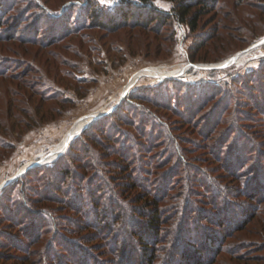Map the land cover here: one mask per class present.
<instances>
[{"label": "rangeland", "instance_id": "obj_1", "mask_svg": "<svg viewBox=\"0 0 264 264\" xmlns=\"http://www.w3.org/2000/svg\"><path fill=\"white\" fill-rule=\"evenodd\" d=\"M119 1L0 0V185L65 150L72 133L133 85L95 120L102 132L82 135L75 159L64 157L68 150L60 156L78 174L62 193L49 184L57 172L42 171L53 161L0 191V264H115L126 250L136 263L142 240L134 234L144 237L154 210L161 261L180 223L215 210L216 188L232 191L228 205L250 214L212 264H264V43L246 51L264 39V0L195 8L194 32L178 21L111 31L92 20L91 9ZM175 1L154 4L169 13ZM243 52L230 66L202 68ZM89 190L104 235L87 229Z\"/></svg>", "mask_w": 264, "mask_h": 264}, {"label": "trees", "instance_id": "obj_2", "mask_svg": "<svg viewBox=\"0 0 264 264\" xmlns=\"http://www.w3.org/2000/svg\"><path fill=\"white\" fill-rule=\"evenodd\" d=\"M217 4L218 0H176L173 10L168 13L156 7L154 0H120L118 3H116L113 9H110L107 12L100 10V8L91 9L90 16H92L93 21H96V23L99 25L104 26L105 29H109L111 31L129 27V25L148 27L156 26V24L162 23V25L169 26L175 21H178L180 25L189 27L191 31L194 32L198 28L200 19L198 13L204 9L213 11ZM195 8H199L200 11L195 10L194 13L191 14V11H193ZM1 37H3V35H1ZM89 129L84 130L81 136L76 138L71 143L67 153L64 154L66 159H75V154L77 153L76 150L83 149L84 146H79L78 144L81 142L80 138L82 135H85L88 137V139H90V136L94 135L90 131H93L94 133L103 131L100 129V126L97 125L96 121L89 126ZM4 147L8 148V146ZM61 157L53 161L51 165L47 164L42 168V171L50 170L51 172H57V176L54 178V180L49 181L51 189L56 194L62 193L63 183H65L67 179H73L75 178V175L78 176L77 173H72L68 166L62 164ZM57 168H59V170H57ZM32 175L33 172H29L26 176L29 177ZM134 179L135 178H131L133 182H128V184L133 183V187H138V184H136V179L135 182ZM20 183L21 182H19V184ZM23 183L24 182L22 181V187H20V189L17 191L21 192L23 190L22 192L24 193L25 190ZM103 189L104 187L102 188L100 186L98 191H102ZM223 190H225L223 194L224 196L221 194V192L223 193ZM220 191L221 192H219L217 188L213 190V196L215 197L213 202L215 210H213V212L207 211L204 214H200L199 218L197 219L191 218L188 223H180L177 226L178 231L176 233L172 231L171 236L173 237L167 247V254L161 259V261H159V256H157L159 251L157 247L162 241V238L159 237L157 228V222H160L161 215L158 214V211L156 210L146 212L147 214L145 215L146 218L144 219V222L147 224V227L143 226L146 230L144 237L139 234H134L138 236L137 239L142 240V246L140 250L142 251V255L139 257L141 260H138L135 263L134 256L127 254L126 250L125 253L121 252L123 255H121L120 260H117V263L115 264H212L215 262L219 251L226 247L224 244L226 239L229 238V233L240 228L247 221L246 217L250 214L246 210L242 211L232 209V207L228 205L227 201L225 200L228 199L227 196H232V191L230 192L226 188H223ZM63 194L65 193L63 192ZM220 196L221 199H218ZM4 197V194L0 193V203L6 200ZM88 197L90 200L86 201L84 204L86 207L88 206L87 210L89 211L85 216L89 220V222H87V229H94L95 233H103L104 235L106 232H104L102 229L106 230L108 227L105 225L104 228V224H106V218L101 219L103 214L101 210L102 207L99 206L100 203L98 202V197L96 196V193L93 192V190L88 191ZM81 199L83 201V198ZM107 204L111 205L110 202ZM180 204V202H177V207L182 206V204ZM73 206L83 216L84 208L81 210L76 206L75 203ZM74 208L73 210H75ZM90 212H92V214H90ZM258 218V221H260L261 217L258 216ZM117 220H120V217L117 218ZM91 221L93 224H91ZM115 224H118V222H115ZM80 227H82V225H80ZM117 242L118 240L114 242L115 246ZM111 249H115L114 246L111 247ZM115 250L117 252L119 249ZM84 259L87 258L85 257ZM79 261L80 264H89L85 263L83 257H81V260ZM92 264L98 263L96 260H92Z\"/></svg>", "mask_w": 264, "mask_h": 264}, {"label": "water", "instance_id": "obj_3", "mask_svg": "<svg viewBox=\"0 0 264 264\" xmlns=\"http://www.w3.org/2000/svg\"><path fill=\"white\" fill-rule=\"evenodd\" d=\"M264 43V39H262L261 41L257 42L256 44L252 45L251 47H249L246 51H250V50H253L254 48H256L257 46L261 45ZM237 55H234L233 57H231L229 60L223 62L221 65H217V66H212V67H202V68H224V67H227V66H230L231 64L235 63L237 61ZM191 67H195V68H200V65H197V64H190ZM182 74H178V75H173V76H167L165 78H172V77H177V76H181ZM164 78V77H163ZM133 85H128V87L123 91V93L121 94L120 98L117 100L116 104L104 111V112H101V113H97V114H93L91 115V118H90V121L84 126V128L79 132L77 133L76 135L70 137V143L67 145L66 149L63 150L62 152L58 153L53 159H48L49 156H53V153L51 152L49 155H47L46 157H44L42 160H39V161H35L33 162L32 164H30L29 166H27L24 170H20L18 173H16L13 177L9 178L8 180L4 181L1 185H0V191L5 188L7 185H9L11 182L15 181L18 177L22 176L24 173H26L28 170H30L31 168L35 167V166H40V165H43V164H46V163H50L52 161H55L57 158H59L60 156H62L69 148L70 144L76 139L78 138L82 132L84 130H86L95 120H98L99 118H101L102 116L106 115V114H109L111 112H113L120 103L123 102V100L126 98V96L128 95V92L130 90V88L132 87Z\"/></svg>", "mask_w": 264, "mask_h": 264}, {"label": "bare ground", "instance_id": "obj_4", "mask_svg": "<svg viewBox=\"0 0 264 264\" xmlns=\"http://www.w3.org/2000/svg\"><path fill=\"white\" fill-rule=\"evenodd\" d=\"M245 52H243L242 54H240V55H238L237 56V59H239L243 54H244ZM144 75L146 74V75H153V76H156V77H159V78H165V77H167L170 73H166V72H164V73H150V72H146V73H143ZM139 75H142V73H139L137 76H139ZM137 76H135L134 78H136ZM128 85H130V84H128ZM128 85L126 86V88L128 87ZM84 128V126L82 127V128H80V129H77L74 133H72V135L70 136V137H72V136H74V135H76L79 131H81L82 129ZM70 137H69V139H70ZM68 139V141H67V143L66 144H68V142L70 141ZM24 167H27V166H24Z\"/></svg>", "mask_w": 264, "mask_h": 264}]
</instances>
